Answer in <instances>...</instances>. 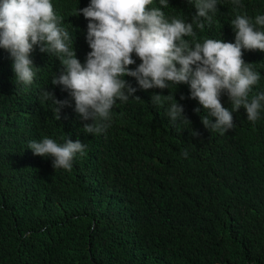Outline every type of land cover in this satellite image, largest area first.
I'll return each instance as SVG.
<instances>
[{
	"label": "trees",
	"instance_id": "obj_1",
	"mask_svg": "<svg viewBox=\"0 0 264 264\" xmlns=\"http://www.w3.org/2000/svg\"><path fill=\"white\" fill-rule=\"evenodd\" d=\"M54 2L65 16L89 4ZM185 3L169 0L162 10L190 23L196 9ZM242 3L234 10L231 0H219L198 38L234 43L235 15H264V0ZM72 18L74 34L88 24L83 14ZM242 52L261 73L253 93L264 91V52ZM12 63L0 48V264H264V110L253 125L240 108L234 129L208 133L178 85L161 95H174L191 124L171 123L167 104L156 107L138 91L141 100L116 104L105 133L85 134L91 120L81 124L69 106L56 120L52 102H40L43 88L67 99L51 84L55 56L34 59L40 71L27 89L16 83ZM67 136L88 146L71 171L27 149L32 140Z\"/></svg>",
	"mask_w": 264,
	"mask_h": 264
},
{
	"label": "clouds",
	"instance_id": "obj_2",
	"mask_svg": "<svg viewBox=\"0 0 264 264\" xmlns=\"http://www.w3.org/2000/svg\"><path fill=\"white\" fill-rule=\"evenodd\" d=\"M87 2L73 14L66 10L65 16L54 0H0V48L13 61L16 83L25 89L34 83L40 71L35 58L50 54L59 60L51 84L67 99L40 90V102L51 101L55 106L56 120L69 106L81 124L92 121L83 125V133L100 135L111 126L116 104L141 100L137 92L144 91L154 106L167 104L165 115L171 123L182 120L191 124L174 95H161L178 85L185 88L205 132L223 135L234 129L232 113L240 108L246 110L253 125L261 118L264 91L253 93L261 73L245 62L242 49L264 52V15H235L230 23L235 32L232 43L198 38V31L214 22L219 0H186V7L196 9L190 23L185 16L165 14L162 9H168L169 0ZM231 3L234 10L244 8L242 0ZM80 14L88 24L74 34L72 16ZM63 18L69 19L63 22ZM73 36L82 41L81 52H75ZM192 135L199 133L193 131ZM87 148L82 140L68 136L62 143L49 137L32 140L27 147L33 155L51 157L55 170L66 171L72 170L78 156L86 155ZM182 155L187 158V149Z\"/></svg>",
	"mask_w": 264,
	"mask_h": 264
}]
</instances>
